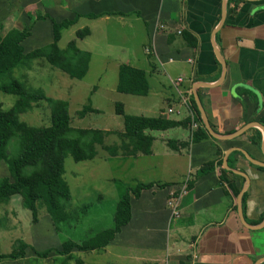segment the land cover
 <instances>
[{"label":"crops","instance_id":"obj_1","mask_svg":"<svg viewBox=\"0 0 264 264\" xmlns=\"http://www.w3.org/2000/svg\"><path fill=\"white\" fill-rule=\"evenodd\" d=\"M44 1L61 19L79 14L77 29L89 28L87 47L77 45L91 54L88 69L102 52L100 43L114 50L109 36L127 29L124 45L115 49L117 70L120 64L142 69L149 90L129 108L135 113H127L119 101L124 112L177 123L145 131L152 137L149 154L106 152V168L117 172L109 182L121 188L153 185L131 198V219L107 246L74 251L73 259L81 264H264V0ZM184 32L194 38V47ZM176 76L192 79V99L203 112L198 122L204 127V115L211 130L204 127L207 137L199 141H192L186 111L175 102L168 77ZM103 131L106 140L109 132ZM121 132L123 126L116 134ZM208 162L211 170L198 175ZM186 177L191 185L179 197L175 216L167 202Z\"/></svg>","mask_w":264,"mask_h":264},{"label":"trees","instance_id":"obj_2","mask_svg":"<svg viewBox=\"0 0 264 264\" xmlns=\"http://www.w3.org/2000/svg\"><path fill=\"white\" fill-rule=\"evenodd\" d=\"M79 18L80 15L75 14L71 19L56 20L47 13L37 14V20L49 19L51 22L52 38L50 43L29 52L24 51L23 41L31 34V24L22 29H8L0 37V91L17 97L7 110H4L0 103V162L5 164L8 171V177L0 179V204L9 201L15 195H20L22 205L30 212L33 223L38 220L37 204L44 205L55 229L60 223L72 217V212L68 210L71 192L63 177L66 154L75 162L93 159L98 147L111 156L149 154L152 137L145 131L165 130L177 124L161 117L126 114L123 104L115 102L114 113L122 118L123 132L118 134L119 144L104 145L107 132L94 128H74L70 125L66 100L49 98L42 89L26 87L23 82L11 77L16 67L30 65L33 60L43 58L49 65L60 69L70 78L78 80L84 78L88 71L90 52L80 49L75 38L69 40L63 49L58 44L62 31L72 27ZM89 33L88 27H82L75 31V37L83 39ZM182 35L188 45L195 46V40L191 35L186 32ZM148 90L147 77L142 69L128 64L118 66L117 92L144 96ZM42 100L50 107L48 126L32 127L19 120V114L30 111L34 104ZM192 106L199 118V111L193 99ZM96 111L87 104L79 111V115L83 117L87 112ZM188 122L189 119L186 120V123ZM206 137L207 131L204 127L192 133V141ZM211 168L212 162H208L199 170L198 175L208 173ZM152 185L137 183L123 191L116 204L112 227L80 242L66 240L59 247L41 251L17 239L10 252L0 254V261L24 258L26 250L31 249L39 259H45L51 253H55L59 259L53 264H71L74 251L89 252L107 246L120 231L121 226L130 221L131 198H137L143 189H148ZM190 185L191 183H188V187ZM74 262L82 263L80 259Z\"/></svg>","mask_w":264,"mask_h":264},{"label":"rangeland","instance_id":"obj_3","mask_svg":"<svg viewBox=\"0 0 264 264\" xmlns=\"http://www.w3.org/2000/svg\"><path fill=\"white\" fill-rule=\"evenodd\" d=\"M44 0H0V37L11 28L22 29L31 24V34L23 41L25 52L44 46L51 42V22L49 19H36L37 14H49L56 20L61 19L54 7ZM52 7V8H51ZM78 27L72 26L61 33L58 44L65 48L67 42L76 39L80 48L87 47V38L78 39L75 31ZM127 29H119L112 38L114 50H106L105 43H100L102 52H97L86 75L81 80L70 78L60 69L52 67L43 58L33 60L30 65L18 66L11 77L23 82L26 87L40 88L45 95L53 99H63L68 102L70 125L74 128H94L108 130L104 145H112L116 141L123 126L121 117L114 113V103L123 102L127 106V113L136 107V95L119 93L116 91L118 46L124 45L122 35ZM135 36L134 46L138 51V38ZM122 38V39H121ZM17 99L12 94L0 91V103L4 110L9 109ZM87 104L96 109V112H87L80 117L79 111ZM135 113V112H134ZM116 116L117 121L112 119ZM20 121L28 126L44 127L50 124V107L45 100L34 104L28 112L18 115ZM116 120V119H115ZM13 141V140H12ZM98 156L93 160L75 162L69 154L64 158V180L71 192L69 208L71 219L64 221L55 229L44 205H38V220L31 221L30 212L23 207L20 195H15L9 201L0 204V253L11 251L15 240L21 239L28 245L41 251L47 248L59 247L64 241L80 242L87 239L92 233L111 227L113 213L117 199L128 184L120 187L119 183L108 181L110 174L117 175L113 168H106L104 156L107 154L98 147ZM103 162V165L101 164ZM8 177V171L3 162H0V179ZM94 177V178H93ZM133 186V185H131ZM140 232V231H139ZM139 241L142 236L136 232ZM59 257L51 253L45 259H39L31 249L26 250L24 258L17 260L4 259L0 264H53ZM56 260V261H55ZM71 264H75L74 259Z\"/></svg>","mask_w":264,"mask_h":264},{"label":"built area","instance_id":"obj_4","mask_svg":"<svg viewBox=\"0 0 264 264\" xmlns=\"http://www.w3.org/2000/svg\"><path fill=\"white\" fill-rule=\"evenodd\" d=\"M178 33H180V31H178ZM168 79L173 93L175 94V102L186 111L192 132L198 128H202V125L198 122V116L192 106V79L184 76L168 77ZM167 111L168 113H171L173 108H168ZM188 183L189 178L186 177L176 191L170 192V199L167 204L171 208V213L175 216L178 214V199L187 191Z\"/></svg>","mask_w":264,"mask_h":264},{"label":"water","instance_id":"obj_5","mask_svg":"<svg viewBox=\"0 0 264 264\" xmlns=\"http://www.w3.org/2000/svg\"><path fill=\"white\" fill-rule=\"evenodd\" d=\"M202 114H203V112H202V110H201V108H200V110H199ZM203 118H204V127L206 128V129H208L210 132H211V130L209 129V126H208V124H207V121L205 120V117H204V115H203Z\"/></svg>","mask_w":264,"mask_h":264}]
</instances>
